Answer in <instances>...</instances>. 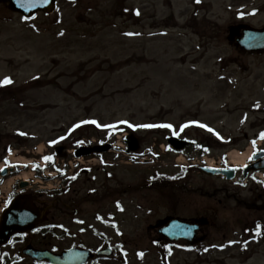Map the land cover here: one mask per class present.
Instances as JSON below:
<instances>
[{"label":"rangeland","instance_id":"1","mask_svg":"<svg viewBox=\"0 0 264 264\" xmlns=\"http://www.w3.org/2000/svg\"><path fill=\"white\" fill-rule=\"evenodd\" d=\"M188 1H61L54 14L39 15L32 21H24L0 4V81L5 77L12 80L8 87H0V157L8 149L17 156L41 161L39 147L41 155L53 152L56 141L72 124H79L72 141L79 137L104 141L111 128L138 127L135 136L139 150L151 142L157 153L158 144L165 143L169 135L179 134L183 122L188 125L183 134L196 142L209 139L205 135L208 127L228 140L244 132L251 135L254 125L241 126L240 121L244 93L252 88L257 96L252 101L264 98V63L258 62L264 57L243 60L223 40L199 44L190 34L196 29L182 28L181 13L189 8ZM240 3L236 1L234 6ZM232 4V0H201L202 7L217 16L216 32L220 34L230 19ZM262 21L264 12L250 19L254 26ZM200 27V33L212 28L208 24ZM229 59L235 63L230 64ZM248 66L251 77L246 79L241 71ZM258 74L261 79L256 84L253 81ZM201 122L206 128L191 124ZM161 124L171 128L148 127L149 132L144 127ZM69 143L62 144L69 147ZM219 153L212 151L210 158ZM167 156L154 168L162 166L173 175L181 161H176L174 154ZM181 165L190 166V162ZM116 170L124 179L123 185L131 182L130 174L143 176L140 170L125 166ZM113 185L100 171L93 185L98 194L92 197L108 193ZM88 186L92 187L90 183ZM152 188L146 199L153 216L134 222L137 236H128L125 241L131 252L129 264H162L151 245L154 233L148 232L149 223L155 225L160 217L205 214L213 226L207 245L222 241L219 231L233 224L239 228L241 220L251 224L254 218L252 212L235 205L236 199H244L243 190L200 176L195 170L190 169L175 188H168V198H164L168 204L174 201L171 206L161 200V190ZM106 202L107 197L98 204ZM142 204L147 207L146 201ZM95 208L97 205L91 203L86 207L89 213ZM212 209H216L215 214L210 216ZM218 220L227 222L217 230ZM222 256L217 252H177L164 264H214ZM247 264L264 263L254 259Z\"/></svg>","mask_w":264,"mask_h":264},{"label":"flooded vegetation","instance_id":"2","mask_svg":"<svg viewBox=\"0 0 264 264\" xmlns=\"http://www.w3.org/2000/svg\"><path fill=\"white\" fill-rule=\"evenodd\" d=\"M244 6L257 2L255 9H259L264 12V0H240ZM188 7L185 8L181 13L182 18H184L185 25L192 27H199L200 25H210L212 28L210 31L205 32L201 39L206 43H217L216 41L220 40H229V46L235 48L238 45V42L244 38L245 33L247 32V23L249 18L248 12L245 13L243 17L236 18L234 16V11H229L231 14L230 22L228 23L227 33L230 29H233L232 35L227 37L226 29L223 31L222 35L217 31V21L215 19L214 23L212 22V17L209 13L203 11V15L200 17L199 13L201 8L197 6L196 0H189ZM243 14V11H241ZM240 19L241 21H237ZM260 29H264V23L260 25ZM196 34H199L198 31H195ZM191 36H195L191 34ZM264 78V76L262 77ZM264 84V80L262 81ZM250 96L248 97V99ZM242 112L244 113L245 122L255 116L254 121H251L249 124L254 125L252 128L254 131L259 130L264 133V98L259 100L255 105H250V102L246 103V106L243 107ZM260 138V134L253 133L251 138L247 134L243 135V140L256 141ZM240 141L234 143L238 144ZM226 144H217L213 149L224 150ZM233 146V145H232ZM237 146V145H235ZM66 148L65 146H62ZM225 152V151H224ZM60 155L63 157V164L60 171L55 173V175L48 176L45 173L44 169L35 170L32 180L21 181L23 175V170L19 166H9L12 170L8 171V174L5 178H0V214L9 208V214L13 216H21L28 214L33 219L34 229L24 233V234H14L11 237L10 243L0 248V258L5 264H47L45 262H38L31 260L25 255V252H51L54 254H60L67 250H89L93 255L97 254L102 248H99L97 237L98 233H103L101 230L98 233L90 231L88 226L84 223L80 224L87 216L90 214L96 213L99 214L102 211L103 207L99 205V201H103L107 197L106 205L109 206V210L118 215L122 216L123 220L131 224L129 229L121 230L119 227V232L128 235L130 237H135L137 235V226L134 225V222L146 219L149 216L148 202L146 199V194L153 190L152 185L155 182L158 184L157 190H162L166 192L169 186L167 181V171L165 172L162 166H158L156 169L157 177L154 180L153 177V159L149 152L144 154L138 153L130 156L129 159V169L140 170L143 174L142 177L137 178L131 176V182L127 185L124 184V179L121 176H117L118 170L114 168V171L108 173V180L114 183L111 186V190L98 197H92L96 193V188L93 186L97 183L99 178L100 168H95L94 164L86 168L82 166L88 160V158H83L82 162L78 160V157L67 154L66 151L60 152ZM56 158V155L54 156ZM92 157L96 158L98 163L101 164L102 161L109 158L110 156L107 153L104 154H95ZM114 161L120 162L122 159L121 155L113 156ZM58 159V158H57ZM165 158L161 157L160 162H163ZM85 160V161H84ZM93 160V159H90ZM109 161V160H107ZM264 162V145L259 148V150H253V158L247 163L248 168L253 167L256 164ZM90 163V162H88ZM88 163L86 165H88ZM228 163V162H224ZM118 164L115 165L117 167ZM148 170L145 171L144 169ZM218 169H223L224 167H217ZM47 169V166L46 168ZM197 169V174L200 176V168ZM235 174L238 175L242 173V170L239 168H234ZM115 172V173H114ZM146 174H145V173ZM259 177L262 174L263 181H258L254 174ZM42 180H36V178ZM75 177V179H73ZM204 177V176H203ZM219 182L223 183V178H215ZM246 182L241 188L244 192V199L241 203L242 208L248 212H252L254 218L251 222L256 221V228L251 231L246 232V230H241V235L245 238V241L248 245V254H256L261 262L264 263V169L259 171L249 170L247 177L245 178ZM11 182V187L9 192L3 193L2 188L8 182ZM89 183L92 187H89ZM98 194V193H96ZM143 195L142 197H139ZM147 202V209L142 204ZM89 203L97 205V210L95 212L89 213L86 209ZM10 204L12 206H10ZM221 202H219V205ZM106 205H104L106 207ZM249 205L256 207L255 209L249 208ZM123 210V214L121 212ZM148 211L144 217H137L138 213H145ZM216 209H212V214H215ZM205 214H195L194 216H200ZM170 215H166L158 218L159 220ZM172 217H181L183 216H172ZM192 217H188L190 219ZM244 227H248V222L245 221ZM242 223V227H243ZM257 225L260 226V235H256ZM212 229V223L209 221L203 225L198 226L197 236L198 237H207L211 234H208L206 227ZM148 232L157 233V230L150 223ZM208 234V235H207ZM226 235H223L225 238ZM103 244V243H102ZM214 244V243H212ZM9 248L8 250H6ZM6 250L8 253L4 254L3 251ZM251 254V255H252ZM249 258V257H248ZM248 258L246 260H248ZM103 257L94 256L90 264H103Z\"/></svg>","mask_w":264,"mask_h":264},{"label":"water","instance_id":"3","mask_svg":"<svg viewBox=\"0 0 264 264\" xmlns=\"http://www.w3.org/2000/svg\"><path fill=\"white\" fill-rule=\"evenodd\" d=\"M57 0H47L45 3L44 0H35L33 4L31 0H0L3 4H8V8L16 13L22 14L26 19L33 17L38 11H42L45 14H50L55 9V2ZM18 2H21L23 6H18ZM6 242L0 241V244Z\"/></svg>","mask_w":264,"mask_h":264},{"label":"snow or ice","instance_id":"4","mask_svg":"<svg viewBox=\"0 0 264 264\" xmlns=\"http://www.w3.org/2000/svg\"><path fill=\"white\" fill-rule=\"evenodd\" d=\"M31 2L34 4L35 3V0H31ZM44 2L46 3L47 0H44ZM199 2H200V0H196V3H199ZM18 6H23V4L21 2H18ZM136 14L139 15L138 12ZM128 35H131V34L129 33ZM10 84H12V80L10 78H8V77H5L2 81H0V87L6 86V85H10ZM92 123H94V122H92ZM197 126L198 127H201V128H206V126L203 125V124H199ZM144 127H149V128H151V127L171 128L170 125H166V124H161V125H145ZM185 127H188V125H183L181 127V131H183V128H185ZM206 130L209 131V132H212L213 131L210 128H207ZM20 134L23 135V133H20ZM213 134L215 135L214 132H213ZM217 138H219V137H217ZM260 138L261 139H264V133H261L260 134ZM253 147L255 148V141H253ZM49 159H50V157H45V160L46 161L49 160ZM73 179H75V177H73ZM260 234H261L260 233V226L257 225L256 235H260Z\"/></svg>","mask_w":264,"mask_h":264},{"label":"bare ground","instance_id":"5","mask_svg":"<svg viewBox=\"0 0 264 264\" xmlns=\"http://www.w3.org/2000/svg\"><path fill=\"white\" fill-rule=\"evenodd\" d=\"M42 151L41 146L38 149V153H40ZM250 151H246L244 153H240L237 151H232L229 153L228 158L231 160L232 163L236 164V165H240L243 166L245 164V160L248 157ZM25 162V161H24ZM10 185V182L7 183V187ZM6 187V189H7ZM8 190V189H7Z\"/></svg>","mask_w":264,"mask_h":264}]
</instances>
